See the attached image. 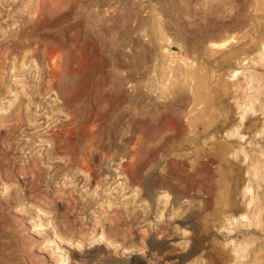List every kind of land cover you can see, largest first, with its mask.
Returning <instances> with one entry per match:
<instances>
[{
  "label": "rangeland",
  "instance_id": "1",
  "mask_svg": "<svg viewBox=\"0 0 264 264\" xmlns=\"http://www.w3.org/2000/svg\"><path fill=\"white\" fill-rule=\"evenodd\" d=\"M38 1L0 0V264H264V0Z\"/></svg>",
  "mask_w": 264,
  "mask_h": 264
},
{
  "label": "bare ground",
  "instance_id": "2",
  "mask_svg": "<svg viewBox=\"0 0 264 264\" xmlns=\"http://www.w3.org/2000/svg\"><path fill=\"white\" fill-rule=\"evenodd\" d=\"M51 0H39L38 1V9L37 11L43 12L46 9V6L50 4ZM49 8V7H48ZM24 24V23H23ZM21 27V26H20ZM22 27L18 30V33L20 34V37L25 40V42L28 44L27 48H30V53L29 55H24L26 57L31 58H36L37 56H41V60L39 61V77H41L42 80H45L46 78H50L51 81L54 80H61L63 79V65L59 64V59L61 58V55L59 51L56 48H42L40 47L37 43H32V38L29 35H26V33L22 32ZM21 39V41H22ZM25 43V44H26ZM30 46V47H29ZM29 59V58H28ZM36 61V59H34ZM32 62V61H31ZM72 71V70H71ZM70 71V72H71ZM137 85V83H136ZM61 87V86H60ZM49 91L52 90V87H48ZM60 89V88H58ZM64 89V88H63ZM62 88L58 91V93L63 95V90ZM67 89V88H66ZM63 90V91H61ZM100 92V91H99ZM95 95V94H94ZM98 102V99L95 100ZM75 116V115H74ZM73 117V116H72ZM76 121V120H75ZM67 122V121H66ZM70 122V121H69ZM169 122V121H168ZM165 123V122H164ZM168 124V123H167ZM172 123H170L171 125ZM163 125V124H162ZM168 125V126H170ZM174 125V123H173ZM165 126V125H164ZM147 140V139H146ZM134 144V143H133ZM140 145V144H139ZM138 149V145L135 146V149L133 150L134 156L136 155V151ZM136 158V157H135ZM126 161V160H125ZM128 163L123 164V168L125 171H128L127 168ZM90 170V169H89ZM131 172V171H130Z\"/></svg>",
  "mask_w": 264,
  "mask_h": 264
}]
</instances>
